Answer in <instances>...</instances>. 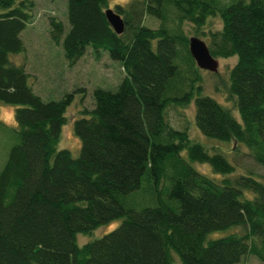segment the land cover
Instances as JSON below:
<instances>
[{
    "label": "trees",
    "instance_id": "obj_1",
    "mask_svg": "<svg viewBox=\"0 0 264 264\" xmlns=\"http://www.w3.org/2000/svg\"><path fill=\"white\" fill-rule=\"evenodd\" d=\"M107 1L66 0L65 35L61 22L48 19L68 66L88 48L96 58L107 53L124 73L115 92L93 90L92 108L72 120L79 141L72 157L55 148L72 94L41 101L24 65L9 60L24 51L20 34L33 4L0 0V103L15 107L16 127L0 170V264H237L246 255L264 264L262 177L235 174L220 151L209 153L165 119L168 107L192 102L202 136L232 141L264 171V0L116 4L118 35L104 17ZM145 17L158 25L145 26ZM210 18L220 28L207 33L209 54L235 57L225 87L238 120L202 94L188 52L183 25L194 31ZM190 163L207 164L214 178ZM142 191L147 205L125 204ZM116 219L115 229L77 246L78 234ZM229 228L243 233L206 239Z\"/></svg>",
    "mask_w": 264,
    "mask_h": 264
},
{
    "label": "rangeland",
    "instance_id": "obj_2",
    "mask_svg": "<svg viewBox=\"0 0 264 264\" xmlns=\"http://www.w3.org/2000/svg\"><path fill=\"white\" fill-rule=\"evenodd\" d=\"M32 7L30 19L20 34L23 44V53L11 55L9 60L14 64H23L24 71L29 75V84L32 91L41 101H57L66 94H72V101L65 109L66 124L61 128L56 150L65 149L72 157H76L79 150V141L72 131V120L80 116V110H90L93 106L92 91L100 89L115 92L124 77V73L117 61L111 60L107 53L100 52L96 58L90 49L79 58L73 66H68L63 58L60 44H53L49 38L48 19L54 18L61 22L63 35L68 31L66 18V0H30ZM133 0H108L107 9L112 10L114 5L126 6ZM144 25L155 28L156 20L144 18ZM220 22L218 18H210L201 29L192 30L188 25H183L184 34L188 37H197L207 43L209 31L218 30ZM217 73L213 74L200 70L202 94L211 97L216 102L228 109L237 118L232 100L226 93L227 71L234 64L235 57L225 59L216 58ZM180 90V89H179ZM182 91H185L184 89ZM181 93V91H179ZM15 107L0 103V170L7 159L10 147L15 143L14 131L16 129L13 112ZM194 108L192 102L184 107H168L165 119L169 126L178 130H185L190 141L204 146L209 153L211 150L220 151L226 160L235 168V174H244L253 171L264 181V171L257 167L244 154L245 149L234 144L212 141L202 136L193 123ZM211 149V150H210ZM190 166L208 178H214L207 164L190 163ZM252 177L260 181L257 177ZM150 194L142 191L131 195L126 200V205L133 209H139L147 205ZM120 220H112L96 227L87 234H78L76 244L78 247L91 242L115 229ZM242 234L240 228H229L207 236V240L217 239L229 234ZM173 264H179L174 258ZM237 264H260L250 255L243 257Z\"/></svg>",
    "mask_w": 264,
    "mask_h": 264
},
{
    "label": "water",
    "instance_id": "obj_3",
    "mask_svg": "<svg viewBox=\"0 0 264 264\" xmlns=\"http://www.w3.org/2000/svg\"><path fill=\"white\" fill-rule=\"evenodd\" d=\"M104 17L109 27L116 35L122 33L124 24L117 14L110 9H106L104 11ZM187 47L189 55L198 70L207 71L213 74L217 73V60L209 54L203 41L196 37H189Z\"/></svg>",
    "mask_w": 264,
    "mask_h": 264
}]
</instances>
